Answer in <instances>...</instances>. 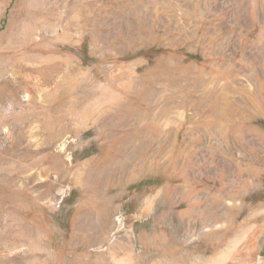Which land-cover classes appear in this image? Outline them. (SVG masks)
Segmentation results:
<instances>
[{
  "label": "rangeland",
  "instance_id": "rangeland-1",
  "mask_svg": "<svg viewBox=\"0 0 264 264\" xmlns=\"http://www.w3.org/2000/svg\"><path fill=\"white\" fill-rule=\"evenodd\" d=\"M0 264H264V0H0Z\"/></svg>",
  "mask_w": 264,
  "mask_h": 264
}]
</instances>
